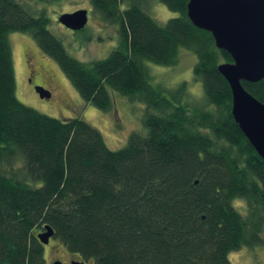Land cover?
Here are the masks:
<instances>
[{"label":"trees","instance_id":"16d2710c","mask_svg":"<svg viewBox=\"0 0 264 264\" xmlns=\"http://www.w3.org/2000/svg\"><path fill=\"white\" fill-rule=\"evenodd\" d=\"M146 1L91 0L118 39L106 58L85 63L49 31L44 12L0 0V264H46L37 238L45 226L49 241L84 264H230V253L264 245V159L235 123L217 69L232 59L191 23L188 0H160L177 14L163 25ZM16 32L30 35L94 108L109 112L110 92L143 102L145 134L110 150L85 120L22 104L7 39ZM182 50L195 55L202 87L192 104L186 83L162 91L145 66L173 67ZM241 83L264 104V79Z\"/></svg>","mask_w":264,"mask_h":264},{"label":"rangeland","instance_id":"374dc122","mask_svg":"<svg viewBox=\"0 0 264 264\" xmlns=\"http://www.w3.org/2000/svg\"><path fill=\"white\" fill-rule=\"evenodd\" d=\"M25 6L32 15L44 12L49 19V31L62 43L67 53L85 63L106 58L117 46V26L105 21L93 10L91 0H16ZM84 10L87 23L84 29L72 31L58 22L62 14ZM145 12L158 24H165L177 14L169 11L160 0H147ZM8 43L12 52L15 74V95L24 105L35 111L58 120L81 118L97 129L110 150L122 148L132 133L145 134L142 117L145 104L130 101L117 93L110 92L113 106L109 112L100 111L83 101L65 77L56 62L44 55L36 42L26 33H9ZM196 57L182 50L177 65L159 66L145 62L149 71L150 83L161 85L164 90H172L179 83L187 85V101L192 104L203 99L201 83L193 75ZM29 68L33 69L34 89L29 82ZM46 80L48 84L42 80ZM196 80V81H195ZM50 92L51 99H42L36 88ZM15 169L19 163L13 165ZM14 171V170H13ZM234 202V201H233ZM238 212L244 214L242 203H235ZM234 206V205H233ZM46 264L56 261L71 264L79 257L69 253L60 241L50 240L44 248ZM230 264H264V245L242 248L228 255ZM90 263V262H89ZM85 263V264H89Z\"/></svg>","mask_w":264,"mask_h":264},{"label":"water","instance_id":"95a60500","mask_svg":"<svg viewBox=\"0 0 264 264\" xmlns=\"http://www.w3.org/2000/svg\"><path fill=\"white\" fill-rule=\"evenodd\" d=\"M186 9L191 23L209 32L215 47L231 57V63L217 67L229 85L231 114L258 156L264 159V104L250 95L241 83L264 79V0H188ZM58 22L79 31L86 26L87 13L79 10L62 14ZM36 92L42 99L49 98L41 88L37 87ZM53 233L45 226L37 238L48 245ZM71 264L84 263L73 261Z\"/></svg>","mask_w":264,"mask_h":264},{"label":"flooded vegetation","instance_id":"af4514ba","mask_svg":"<svg viewBox=\"0 0 264 264\" xmlns=\"http://www.w3.org/2000/svg\"><path fill=\"white\" fill-rule=\"evenodd\" d=\"M28 74H29V82H30V85H31V87L34 89V87L36 86L35 84H34V82H33V69H31V68H29V70H28ZM35 77V76H34ZM42 79V78H41ZM42 80H44V79H42ZM47 84H48V82L46 81V80H44ZM42 90L46 93V94H48V96H49V98H48V100L49 99H51V94H50V92H48V91H46L44 88H42Z\"/></svg>","mask_w":264,"mask_h":264}]
</instances>
